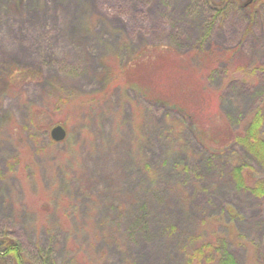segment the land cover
I'll return each mask as SVG.
<instances>
[{
  "label": "rangeland",
  "instance_id": "1",
  "mask_svg": "<svg viewBox=\"0 0 264 264\" xmlns=\"http://www.w3.org/2000/svg\"><path fill=\"white\" fill-rule=\"evenodd\" d=\"M239 1L0 0V235L31 264H183L184 239L225 204L257 239L248 262L264 260V200L235 187L226 153L204 148L173 109L108 80L134 55L147 69L174 49L193 62L233 49L232 65L264 64V0ZM228 94L216 119L231 125L263 98L261 87ZM57 124L62 140L51 137Z\"/></svg>",
  "mask_w": 264,
  "mask_h": 264
},
{
  "label": "trees",
  "instance_id": "2",
  "mask_svg": "<svg viewBox=\"0 0 264 264\" xmlns=\"http://www.w3.org/2000/svg\"><path fill=\"white\" fill-rule=\"evenodd\" d=\"M241 1L245 6L246 0ZM172 52L165 57L150 56L154 67L147 69L141 68L142 61L134 55L131 60L135 62H130V66L119 63L108 80L173 109L180 123H189L204 148L226 153L235 187L247 189L264 200V64L232 65L233 49H203L196 55L197 62L192 61L193 54H181L175 49ZM157 64L164 66L160 69L155 67ZM236 87L253 95L261 87L263 98L257 94L248 99L249 114L242 121L233 125L226 119L220 122L216 117L219 113L223 116L222 105H226L222 99ZM230 97L229 101H235L230 103L241 108V101ZM235 145L241 146L261 167L242 157ZM239 215L236 207L225 204L222 213L213 219L216 224L191 231L181 245L183 264H250L248 259L253 249L254 255L258 251V243L237 225ZM240 249L246 252L245 260L237 254ZM0 255L8 256L12 264H31L21 244L9 233L0 235ZM126 264L137 262L128 260ZM258 264H264V260Z\"/></svg>",
  "mask_w": 264,
  "mask_h": 264
},
{
  "label": "water",
  "instance_id": "3",
  "mask_svg": "<svg viewBox=\"0 0 264 264\" xmlns=\"http://www.w3.org/2000/svg\"><path fill=\"white\" fill-rule=\"evenodd\" d=\"M66 129L61 124H57L51 129V135L55 140H62L66 136Z\"/></svg>",
  "mask_w": 264,
  "mask_h": 264
}]
</instances>
